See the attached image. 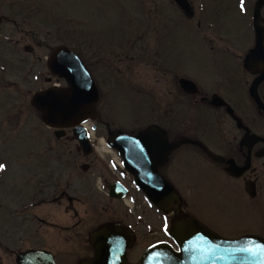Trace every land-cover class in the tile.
Masks as SVG:
<instances>
[{
    "label": "flooded vegetation",
    "instance_id": "1",
    "mask_svg": "<svg viewBox=\"0 0 264 264\" xmlns=\"http://www.w3.org/2000/svg\"><path fill=\"white\" fill-rule=\"evenodd\" d=\"M164 1L170 6L169 11L180 10L190 20L188 37L194 42L192 46L197 52L190 54L186 65L182 64L180 67L178 64L175 66L173 64L172 69H168L171 77L166 76L167 72L165 77L160 79L154 93L139 88L143 101L146 102L149 96H153L154 99L148 123L137 129H124L125 131L106 128V139L101 136L108 141L109 138L117 139L114 136L116 132L134 136L148 131L144 137L132 144L133 148L129 153L139 158V164L144 163L147 166L146 170H143L147 172L146 174L139 172L141 177L152 178L154 171L163 181L170 184L172 200L167 211L148 200L158 221L154 231V223L147 224L149 216L146 211L144 215L136 216L135 227L140 225L145 232L147 229V234L154 239L135 257L130 258L128 254V249L136 238L135 227L125 220L127 216L130 217L129 212L123 211V216L113 214L110 220L89 233L92 253L83 258L79 264L96 257L90 235L98 229L115 225L131 235V242L125 248L126 264H144L142 254L154 243H167L179 252L174 235L177 239L181 237L176 224L188 219L197 221L225 239L236 240L244 236L264 239V226H261L262 222L258 218L259 210L264 208V2L259 5V0H251V4H248L247 0H233L230 5L226 0H188L189 9L186 12L176 0H158L160 5L157 6V14L160 15V19L164 17L160 8ZM232 12L239 15L240 24L228 19V14ZM169 20L172 19L169 17ZM230 22L236 25V33L231 37L227 33V28H231ZM230 39L236 43L238 41L239 47L243 50L234 62L222 60L220 54L221 51L235 48L230 43ZM228 42L232 47L227 45ZM255 45L260 46L261 50H257L251 68H247L244 65L245 56L256 47ZM84 64L96 87L100 86L98 84L100 78L107 82L109 71L107 76L94 70L91 74V68H88L90 66ZM123 70L116 68L118 73H122ZM60 78L65 80L66 84H58L54 87L67 85L66 79ZM182 78L189 80V83L186 85L181 83ZM253 83H256L254 94L250 91ZM162 87L166 90L164 91ZM103 91L105 100L102 96ZM103 91L100 92L102 94L100 103L108 100L109 90L103 89ZM146 105L148 106V102ZM100 107L98 106L96 110ZM146 117L144 116L143 119L145 120ZM88 121L89 118L86 123ZM93 124L96 125L95 134L99 125L96 122L88 123L90 126ZM99 124H102L101 120ZM50 128L55 139L65 136L68 131L73 135L71 127L64 129V134L59 137L56 136L58 129ZM91 138L85 151L78 142L75 144L76 150L85 159L96 157V153H99V146ZM130 142L132 141L127 143ZM110 147L112 153L122 159L120 152ZM65 149V143L49 142L42 147V152L34 154L33 158L36 157L38 161L37 168L32 169L34 178L30 184V188L33 187L34 198L29 197L34 200L22 209L26 210L25 216L33 218L35 227H32V221L27 217H21L19 222L18 215L15 216L14 213H11V221H2L0 218V264H57V256L45 246H29L21 249L15 244L22 241L25 236L33 237L30 236L34 235L33 230L39 233L43 219L35 215L32 208L48 199L51 186L48 178L50 173L52 177L54 176L56 168L60 187L57 195L66 198L68 180L66 160L63 159ZM51 152L54 156L53 160L49 157ZM106 164L113 175L111 177L103 175L99 188L110 201L127 203L125 198L129 196L131 190V193L138 191L143 198L148 199L144 189L132 186L135 182L133 173L124 166L120 167L108 162ZM80 165L85 171L90 167H96L97 163L83 160ZM116 182L120 183L124 191L114 187ZM110 185L114 187V193L118 192L123 196H110ZM78 187L81 188L80 185ZM88 191L90 192V189ZM226 217H229L228 220L223 221ZM29 249L47 251L52 259L45 254L18 262L17 253ZM3 253L9 256V260L5 263L2 261ZM158 257L161 260L162 256ZM173 259V264H185L181 255L177 254ZM111 264H120V262Z\"/></svg>",
    "mask_w": 264,
    "mask_h": 264
},
{
    "label": "rangeland",
    "instance_id": "2",
    "mask_svg": "<svg viewBox=\"0 0 264 264\" xmlns=\"http://www.w3.org/2000/svg\"><path fill=\"white\" fill-rule=\"evenodd\" d=\"M157 1L0 0L2 221H11V213L18 215L19 222L21 217H27L22 207L34 200L29 198H34L30 184L34 178L32 169L37 168L38 163L36 157L33 158L34 154L42 152V147L49 142L66 144L63 158L66 160L68 180L66 198L57 195L60 187L56 168L54 176L50 173L48 178L51 183L48 199L32 208V212L43 219L42 227L39 233L33 230L34 235H30L33 237L25 236L17 242L15 246L18 248L45 246L55 253L57 264H79L92 253L89 233L110 220L113 214L123 216V211H128L130 217L125 220L135 227L136 216L144 215L146 211L149 216L147 224L154 223L153 231L158 226L151 203L138 191L131 193V190L126 197L131 202L129 205L110 201L100 190L102 176L113 175L106 164L113 157L112 153L99 152L96 153L97 158L91 156L85 159L75 148L77 139L69 131L60 139H55L52 128L42 123L40 112L31 103L38 89L66 84L48 67L53 50L66 45L90 66L91 74L94 70L107 76L109 71L107 82L101 78L98 81L99 99L94 108L95 116L88 121L89 124L96 122L99 125L96 137L102 135L106 139V128L137 129L148 123L154 99L149 96L146 102L143 101L139 88L154 93L160 79L165 77L168 69H172L173 64L180 67L186 65L190 54L197 52L192 46L194 42L188 37L190 20L180 10L169 11L170 6L165 1L160 6L164 15L160 19L157 14L160 3ZM226 1L230 5L233 3V0ZM247 3L252 1L247 0ZM215 15L209 17L214 18ZM228 19L241 23L239 15L233 12L228 14ZM233 22H230L231 28H227L230 37L236 33ZM230 43L227 45L232 48L220 54L222 60L234 62L243 50L238 41L230 39ZM25 46H29L30 50H26ZM117 67L124 69L122 73L125 76L116 71ZM166 76L171 77L170 71ZM103 89L109 90L108 100L100 103ZM162 89L166 90L165 87ZM102 96L105 100L104 91ZM98 106L101 107L96 110ZM144 116H147L145 120ZM87 128L89 132H94L90 125ZM93 140L98 145L97 139ZM49 157L54 159L52 152ZM83 160L96 162L97 166L84 171L80 165ZM27 218L35 227L33 218ZM258 218L264 226V208L259 210ZM135 233L136 238L128 249L130 258L142 252L154 239L140 225L135 227ZM8 260L9 256L3 253L2 261L5 263Z\"/></svg>",
    "mask_w": 264,
    "mask_h": 264
},
{
    "label": "water",
    "instance_id": "3",
    "mask_svg": "<svg viewBox=\"0 0 264 264\" xmlns=\"http://www.w3.org/2000/svg\"><path fill=\"white\" fill-rule=\"evenodd\" d=\"M176 2L187 12L189 9L188 0H176ZM263 2L264 0H259L258 4ZM1 20L0 16V22ZM25 49L30 50V47L25 46ZM257 50L260 51L261 47L256 46L246 54L244 65L247 68H251ZM48 67L52 72L64 77L67 85L64 87L50 86L38 90L33 94L31 103L40 112V118L44 124L58 129L57 137L64 134V129L71 127L73 136L85 151L89 145V135L84 122L95 116L94 108L98 100L96 84L84 62L66 46H60L53 50L48 59ZM180 81L185 85L189 83V80L184 78ZM255 87L256 83L251 84L252 94L255 92ZM95 127L96 125L93 124L92 128ZM147 133L148 131L129 136L122 132H116L114 136L117 139L109 138L108 143L120 152L123 166L135 175V184L138 188L146 191L149 201L158 208L167 211L172 200L170 184L163 181L154 171L152 178L141 177L139 172L145 171L147 166L144 163L139 164V158L129 153L133 148L132 144ZM129 141L132 142L127 143ZM114 187L124 191L118 182L114 183ZM114 187L109 186V195L122 197L121 193L113 192ZM176 226L181 239H177L173 235L178 242L180 251H175L164 242L154 243L142 254L144 264H173V258L177 254L183 256L182 262L185 264H264V239L260 237L244 236L236 240L225 239L191 219L180 221ZM130 239L131 235L120 230L116 225L94 231L90 235V240L95 248L96 257L83 264H111L114 262L126 264L124 254L125 248L131 242ZM247 249H252V251H247ZM48 253L43 250H24L17 253V261L24 262L27 258L45 254L52 259ZM158 256H162L161 260Z\"/></svg>",
    "mask_w": 264,
    "mask_h": 264
},
{
    "label": "bare ground",
    "instance_id": "4",
    "mask_svg": "<svg viewBox=\"0 0 264 264\" xmlns=\"http://www.w3.org/2000/svg\"><path fill=\"white\" fill-rule=\"evenodd\" d=\"M85 124L88 125V123H85ZM91 133H92V131H91ZM99 143H100L99 150H100L101 152L105 151V150L107 149V147H106L105 145H103L101 141H99ZM126 201H127V199H126ZM127 203H128L129 205H131V202H130L129 200L127 201Z\"/></svg>",
    "mask_w": 264,
    "mask_h": 264
},
{
    "label": "snow or ice",
    "instance_id": "5",
    "mask_svg": "<svg viewBox=\"0 0 264 264\" xmlns=\"http://www.w3.org/2000/svg\"><path fill=\"white\" fill-rule=\"evenodd\" d=\"M3 168V165H0V169ZM247 251H252V249H247Z\"/></svg>",
    "mask_w": 264,
    "mask_h": 264
},
{
    "label": "built area",
    "instance_id": "6",
    "mask_svg": "<svg viewBox=\"0 0 264 264\" xmlns=\"http://www.w3.org/2000/svg\"><path fill=\"white\" fill-rule=\"evenodd\" d=\"M116 162H118L116 159H114Z\"/></svg>",
    "mask_w": 264,
    "mask_h": 264
}]
</instances>
